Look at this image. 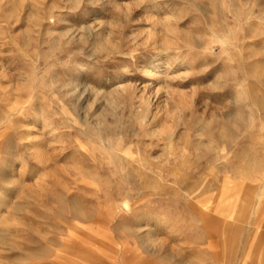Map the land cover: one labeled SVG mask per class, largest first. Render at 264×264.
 Instances as JSON below:
<instances>
[{"label": "rangeland", "instance_id": "rangeland-1", "mask_svg": "<svg viewBox=\"0 0 264 264\" xmlns=\"http://www.w3.org/2000/svg\"><path fill=\"white\" fill-rule=\"evenodd\" d=\"M10 190L0 264H264V0H0Z\"/></svg>", "mask_w": 264, "mask_h": 264}, {"label": "bare ground", "instance_id": "bare-ground-1", "mask_svg": "<svg viewBox=\"0 0 264 264\" xmlns=\"http://www.w3.org/2000/svg\"><path fill=\"white\" fill-rule=\"evenodd\" d=\"M155 70V66L154 65H150L149 66V68H147L145 71H144V79L145 80H147V79H149V78H151L152 77V71H154ZM124 77L125 76H127V75H123ZM115 87L117 88V89H119V88H122L123 90L124 89H126V88H128L129 86L128 85H126L123 81H119V82H117L116 84H115ZM14 182H12V183H10V185L11 186H14ZM11 195V190L10 191H7V192H5V193H3V194H1L0 193V199H5V198H7V197H9ZM253 195V194H252ZM247 201V200H246ZM252 202V201H251ZM125 207H127V205L125 204ZM127 209V208H126Z\"/></svg>", "mask_w": 264, "mask_h": 264}]
</instances>
